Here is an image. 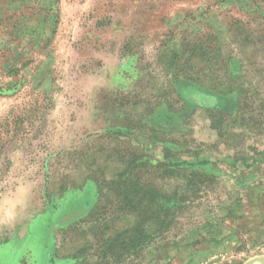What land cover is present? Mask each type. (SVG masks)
I'll list each match as a JSON object with an SVG mask.
<instances>
[{"label": "rangeland", "instance_id": "1", "mask_svg": "<svg viewBox=\"0 0 264 264\" xmlns=\"http://www.w3.org/2000/svg\"><path fill=\"white\" fill-rule=\"evenodd\" d=\"M0 258L264 264V0H0Z\"/></svg>", "mask_w": 264, "mask_h": 264}, {"label": "trees", "instance_id": "2", "mask_svg": "<svg viewBox=\"0 0 264 264\" xmlns=\"http://www.w3.org/2000/svg\"><path fill=\"white\" fill-rule=\"evenodd\" d=\"M136 163V162H135ZM139 166H141L140 168H142V167H150V168H152V169H158V168H160V166H157V167H154V166H149L148 165V163L147 162H141V164H139V165H136V167H139ZM114 185L116 186V188H113V192H114V189H115V193H116V195H120L119 193H121V191H122V185H118V184H116V182L114 183ZM117 190V191H116ZM128 191V193L130 194L131 193V195H134V197H138L140 194H141V191H142V189L140 188V185L139 184H135V185H133L132 187H131V189L130 190H125V192H127ZM100 194V196L102 197V192H100L99 193Z\"/></svg>", "mask_w": 264, "mask_h": 264}, {"label": "water", "instance_id": "3", "mask_svg": "<svg viewBox=\"0 0 264 264\" xmlns=\"http://www.w3.org/2000/svg\"><path fill=\"white\" fill-rule=\"evenodd\" d=\"M255 263H257V260H251V261L247 262L246 264H255Z\"/></svg>", "mask_w": 264, "mask_h": 264}, {"label": "bare ground", "instance_id": "4", "mask_svg": "<svg viewBox=\"0 0 264 264\" xmlns=\"http://www.w3.org/2000/svg\"><path fill=\"white\" fill-rule=\"evenodd\" d=\"M11 246H12V245H11ZM8 247L10 248V246H8ZM5 248H6V247H5ZM13 248L17 249L16 247H13ZM5 253H6V252H5ZM5 253H4V254H5ZM5 255H7V254H5ZM7 256L9 257V255H7ZM5 257H6V256H5ZM0 259H2V258H0ZM8 259H9V258H8ZM8 259H5L6 262H7ZM8 261H9V260H8ZM6 262H5V263H6Z\"/></svg>", "mask_w": 264, "mask_h": 264}, {"label": "crops", "instance_id": "5", "mask_svg": "<svg viewBox=\"0 0 264 264\" xmlns=\"http://www.w3.org/2000/svg\"><path fill=\"white\" fill-rule=\"evenodd\" d=\"M55 263H56V262H54V264H55ZM69 264H74L73 260H72V262L70 261Z\"/></svg>", "mask_w": 264, "mask_h": 264}]
</instances>
